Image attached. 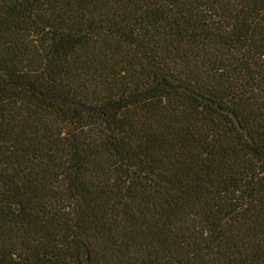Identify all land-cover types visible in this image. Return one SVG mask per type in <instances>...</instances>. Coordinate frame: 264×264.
<instances>
[{
    "label": "trees",
    "instance_id": "trees-1",
    "mask_svg": "<svg viewBox=\"0 0 264 264\" xmlns=\"http://www.w3.org/2000/svg\"><path fill=\"white\" fill-rule=\"evenodd\" d=\"M156 101L161 139L118 128ZM136 170L123 201L110 184ZM11 185L96 226H62L71 261L33 250L0 191V264H264V0H0Z\"/></svg>",
    "mask_w": 264,
    "mask_h": 264
},
{
    "label": "rangeland",
    "instance_id": "rangeland-1",
    "mask_svg": "<svg viewBox=\"0 0 264 264\" xmlns=\"http://www.w3.org/2000/svg\"><path fill=\"white\" fill-rule=\"evenodd\" d=\"M164 106H166L164 102L156 101L153 103L152 110H150L142 120L138 122H130L124 119H119L118 128L129 135L141 134L142 136L149 137V139H161V135L155 133L152 129V114L154 113V110H158ZM205 143L207 144V142ZM172 144L178 155L189 153L188 141L174 139ZM144 179L145 177H143L137 170L131 171L127 176L115 179L110 184V187L116 190L121 200L127 201L132 194L140 192V189L145 182ZM8 189L0 188V191L3 193V200L7 205L14 208L15 206L16 208H22L20 210V218L25 224L27 246L33 250L38 249L41 252L59 250L69 259V261H71L74 252L72 243L74 241L73 239H70L68 242V239L63 238L64 230L62 226L67 221L68 228L74 234L81 228V230H83L86 227L96 226V224H94L92 220L86 218L81 210H77L67 217L45 216L34 204L36 192L30 189L18 188L14 185L9 186ZM39 233H43L46 237L50 238L51 243L48 248L44 249L41 246V242L38 239L39 236H37Z\"/></svg>",
    "mask_w": 264,
    "mask_h": 264
}]
</instances>
